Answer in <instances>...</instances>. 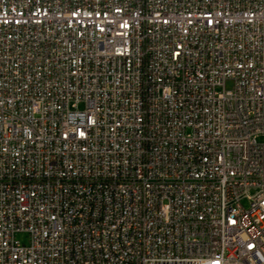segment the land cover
<instances>
[{"label": "built area", "instance_id": "built-area-1", "mask_svg": "<svg viewBox=\"0 0 264 264\" xmlns=\"http://www.w3.org/2000/svg\"><path fill=\"white\" fill-rule=\"evenodd\" d=\"M260 135L264 0H0V264H264Z\"/></svg>", "mask_w": 264, "mask_h": 264}, {"label": "rangeland", "instance_id": "rangeland-1", "mask_svg": "<svg viewBox=\"0 0 264 264\" xmlns=\"http://www.w3.org/2000/svg\"><path fill=\"white\" fill-rule=\"evenodd\" d=\"M258 140L261 141V142H264V135H260L258 137ZM18 238L21 240V241H26L27 240V237L24 235V234H19L18 235Z\"/></svg>", "mask_w": 264, "mask_h": 264}]
</instances>
